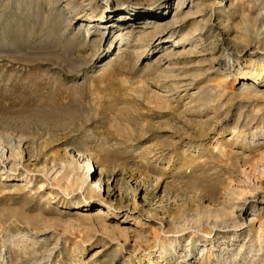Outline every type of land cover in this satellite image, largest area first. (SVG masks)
Wrapping results in <instances>:
<instances>
[{
    "label": "rangeland",
    "instance_id": "rangeland-1",
    "mask_svg": "<svg viewBox=\"0 0 264 264\" xmlns=\"http://www.w3.org/2000/svg\"><path fill=\"white\" fill-rule=\"evenodd\" d=\"M263 7L0 0V264H264Z\"/></svg>",
    "mask_w": 264,
    "mask_h": 264
},
{
    "label": "bare ground",
    "instance_id": "bare-ground-1",
    "mask_svg": "<svg viewBox=\"0 0 264 264\" xmlns=\"http://www.w3.org/2000/svg\"><path fill=\"white\" fill-rule=\"evenodd\" d=\"M262 15V18H264V7H263V9H262V13H261ZM260 16V15H259ZM161 25V24H160ZM241 76V75H240ZM261 76H264V61H263V63H262V75Z\"/></svg>",
    "mask_w": 264,
    "mask_h": 264
}]
</instances>
